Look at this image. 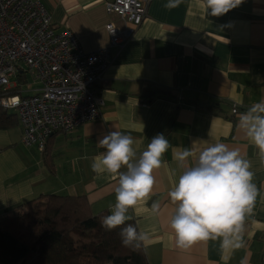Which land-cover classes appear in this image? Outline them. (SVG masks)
Listing matches in <instances>:
<instances>
[{
    "label": "crops",
    "instance_id": "crops-1",
    "mask_svg": "<svg viewBox=\"0 0 264 264\" xmlns=\"http://www.w3.org/2000/svg\"><path fill=\"white\" fill-rule=\"evenodd\" d=\"M35 1L49 12L55 30H70L84 51L108 47L106 25L118 19L105 12L101 0ZM167 3L151 0L130 40L110 50L109 66L95 86L104 100L100 117L51 136V168L45 152L22 145L18 122L0 130V214L56 194L85 196L93 215H110L118 179L91 168L105 151L99 139L113 130L131 135L138 158L151 138L163 133L170 147L154 170L152 191L128 212L137 230L149 235L141 243L148 264H264V158L239 127L240 114L264 101V0H243L219 17L207 15L204 0H181L174 8ZM145 85L170 90L175 99L145 102L140 96ZM212 102L220 103L216 110L199 107ZM216 142L250 161L257 196L245 214L240 247L225 249L221 239H209L183 249L169 227L176 207L169 191L183 171L173 150L192 148L194 164L199 150ZM153 202L160 205L157 212Z\"/></svg>",
    "mask_w": 264,
    "mask_h": 264
},
{
    "label": "clouds",
    "instance_id": "clouds-1",
    "mask_svg": "<svg viewBox=\"0 0 264 264\" xmlns=\"http://www.w3.org/2000/svg\"><path fill=\"white\" fill-rule=\"evenodd\" d=\"M180 3L181 0H168L166 6L174 8ZM241 3L243 0H204L207 15L212 17L223 16ZM239 127L264 158V101L240 114ZM134 143L131 135L110 131L97 143L105 151L91 164L93 172L118 179L116 202L101 224L109 231L124 225L119 235L125 247H139L149 240L147 232L126 224L128 212L149 196L155 182L154 170L161 167L162 157L170 147L166 136L158 133L137 158ZM193 155L192 148L173 150L174 159L183 168L169 191L176 205L169 224L176 245L187 249L196 241L221 239L222 248H238L245 214L251 210L258 191L251 163L238 149H230L222 142L209 143L199 150L194 164L189 163ZM159 207L158 202H153L151 210L157 212Z\"/></svg>",
    "mask_w": 264,
    "mask_h": 264
},
{
    "label": "built area",
    "instance_id": "built-area-1",
    "mask_svg": "<svg viewBox=\"0 0 264 264\" xmlns=\"http://www.w3.org/2000/svg\"><path fill=\"white\" fill-rule=\"evenodd\" d=\"M150 1L101 0L118 23L106 25L108 47L84 51L70 30H55L38 1L0 0V107L15 115L23 146L44 153L53 134L100 117L104 100L95 86L109 66L110 50L130 40ZM25 75L32 81L18 89L17 78ZM13 89L18 92L10 94Z\"/></svg>",
    "mask_w": 264,
    "mask_h": 264
},
{
    "label": "trees",
    "instance_id": "trees-1",
    "mask_svg": "<svg viewBox=\"0 0 264 264\" xmlns=\"http://www.w3.org/2000/svg\"><path fill=\"white\" fill-rule=\"evenodd\" d=\"M27 79L26 75L17 78L18 89L26 86ZM16 92L13 89L10 94ZM140 96L145 102L175 99L172 91L152 85L143 86ZM219 105L212 102L199 107L216 110ZM17 122L14 114L0 107V130H11ZM50 139L44 161L51 168ZM107 215H93L85 196L56 194H43L6 209L0 214V264H148L141 244L122 245L119 233L124 225L111 231L102 227ZM128 223L135 225L132 220Z\"/></svg>",
    "mask_w": 264,
    "mask_h": 264
},
{
    "label": "rangeland",
    "instance_id": "rangeland-1",
    "mask_svg": "<svg viewBox=\"0 0 264 264\" xmlns=\"http://www.w3.org/2000/svg\"><path fill=\"white\" fill-rule=\"evenodd\" d=\"M27 78H28V79H27V84H30V83H31V81H32V78H31L29 75L27 76ZM22 86H23V88H22V89L24 90V89H25V87H26V86H25V84H24V85H22ZM16 129H17V128H16ZM13 131H14V130H13ZM15 131H16V130H15ZM15 131H14V133H16ZM85 239H87V238H85Z\"/></svg>",
    "mask_w": 264,
    "mask_h": 264
}]
</instances>
